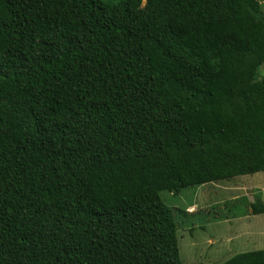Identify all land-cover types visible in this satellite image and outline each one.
Masks as SVG:
<instances>
[{
	"label": "trees",
	"instance_id": "obj_1",
	"mask_svg": "<svg viewBox=\"0 0 264 264\" xmlns=\"http://www.w3.org/2000/svg\"><path fill=\"white\" fill-rule=\"evenodd\" d=\"M263 63L258 0H0V264H181L162 194L264 172Z\"/></svg>",
	"mask_w": 264,
	"mask_h": 264
},
{
	"label": "rangeland",
	"instance_id": "obj_2",
	"mask_svg": "<svg viewBox=\"0 0 264 264\" xmlns=\"http://www.w3.org/2000/svg\"><path fill=\"white\" fill-rule=\"evenodd\" d=\"M258 2L264 11V0ZM161 198L176 214L181 264H222L237 254L264 249V214L251 210L255 203L264 205V172Z\"/></svg>",
	"mask_w": 264,
	"mask_h": 264
},
{
	"label": "crops",
	"instance_id": "obj_3",
	"mask_svg": "<svg viewBox=\"0 0 264 264\" xmlns=\"http://www.w3.org/2000/svg\"><path fill=\"white\" fill-rule=\"evenodd\" d=\"M212 241V240H211Z\"/></svg>",
	"mask_w": 264,
	"mask_h": 264
}]
</instances>
